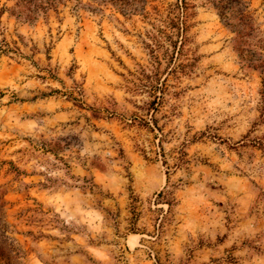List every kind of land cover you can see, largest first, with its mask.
Masks as SVG:
<instances>
[{
  "label": "rangeland",
  "instance_id": "obj_1",
  "mask_svg": "<svg viewBox=\"0 0 264 264\" xmlns=\"http://www.w3.org/2000/svg\"><path fill=\"white\" fill-rule=\"evenodd\" d=\"M14 2L0 264H264V0Z\"/></svg>",
  "mask_w": 264,
  "mask_h": 264
},
{
  "label": "trees",
  "instance_id": "obj_2",
  "mask_svg": "<svg viewBox=\"0 0 264 264\" xmlns=\"http://www.w3.org/2000/svg\"><path fill=\"white\" fill-rule=\"evenodd\" d=\"M70 1L74 2L73 6L75 8H77L78 6H83L81 0H15L11 10L16 16L29 21V20H35L40 13L45 14L48 10L52 8H56L59 4H65ZM93 1H97L98 2L97 4L99 5H106V4H112L118 2L122 11L131 13V11L134 10V6H133L134 4L142 3L144 5L148 0H93ZM186 5L187 3L185 2V0H182V5L179 6L180 8H183L184 11H186ZM1 10L2 9H0V12ZM179 24L181 25V27H183V30H185L186 23L184 22V20L179 21ZM17 50L18 48L16 46L9 47V45L6 42L0 44V51L15 53L17 52ZM172 194H173L172 191L161 190L158 193V196H163L168 201V204H171V202L174 200Z\"/></svg>",
  "mask_w": 264,
  "mask_h": 264
}]
</instances>
